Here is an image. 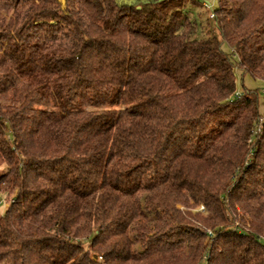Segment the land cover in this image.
Here are the masks:
<instances>
[{"label": "trees", "instance_id": "obj_1", "mask_svg": "<svg viewBox=\"0 0 264 264\" xmlns=\"http://www.w3.org/2000/svg\"><path fill=\"white\" fill-rule=\"evenodd\" d=\"M189 5L0 0V264H264V0Z\"/></svg>", "mask_w": 264, "mask_h": 264}, {"label": "rangeland", "instance_id": "obj_2", "mask_svg": "<svg viewBox=\"0 0 264 264\" xmlns=\"http://www.w3.org/2000/svg\"><path fill=\"white\" fill-rule=\"evenodd\" d=\"M200 3H205L208 5V7H205L204 5H198L193 6L189 5V7L192 9V15L199 21V22H206V20L209 18L212 21L211 14L212 10L217 6L218 0H198ZM224 48L228 50V46L225 44ZM237 91L242 93L244 91L243 86H246L248 88H258L260 89V109L264 112V81L261 79L253 78L249 74H242L237 69ZM6 197V196H5ZM3 195L0 199V212L5 211L6 206L8 204V200ZM4 200V201H3ZM196 210H203V206H200Z\"/></svg>", "mask_w": 264, "mask_h": 264}]
</instances>
